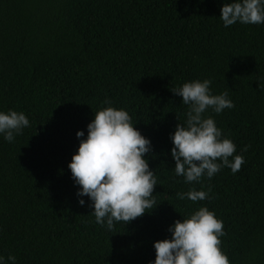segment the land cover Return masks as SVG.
I'll return each mask as SVG.
<instances>
[{"label":"trees","instance_id":"trees-1","mask_svg":"<svg viewBox=\"0 0 264 264\" xmlns=\"http://www.w3.org/2000/svg\"><path fill=\"white\" fill-rule=\"evenodd\" d=\"M224 2L0 0V111L30 121L12 143L0 135V256L152 264L169 227L207 207L224 223L221 248L231 264H264V24L225 28ZM205 79L235 104L205 116L246 163L190 185L174 171L171 135L188 106L172 90ZM109 106L127 110L151 140L146 159L158 181L157 207L113 231L95 223L88 197L80 205L69 169L77 132L86 138L95 112ZM193 188L209 198H177Z\"/></svg>","mask_w":264,"mask_h":264},{"label":"clouds","instance_id":"clouds-1","mask_svg":"<svg viewBox=\"0 0 264 264\" xmlns=\"http://www.w3.org/2000/svg\"><path fill=\"white\" fill-rule=\"evenodd\" d=\"M220 19L225 28L237 23L264 24V0H225ZM211 84L208 79L194 80L172 90L188 106L186 123H179L171 135L174 171L190 185L200 183L205 176L213 178L224 167L236 174L246 163L242 155H234L235 143L224 137L215 119L205 116L209 109L221 114L235 107L228 92L214 95ZM28 127L25 113L0 111V135L7 142H14ZM87 128L86 138L83 130L77 132L80 146L69 169L78 186L80 205L84 206L83 197H88L95 223L113 231L116 223L126 225L157 207H153L156 172L146 159L152 152V142L137 129L125 109L102 108ZM177 198L199 202L208 199L209 193L193 188L177 193ZM168 230L170 239L154 243L156 259L152 264H231L221 248L220 238L226 235L224 223L209 208H199L189 218L175 221ZM9 262L16 264V257L10 255L6 260L0 256V264Z\"/></svg>","mask_w":264,"mask_h":264}]
</instances>
